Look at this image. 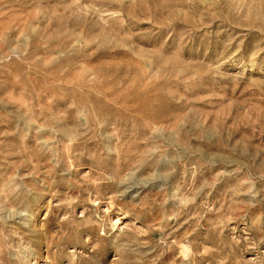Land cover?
I'll return each instance as SVG.
<instances>
[{"label":"rangeland","instance_id":"rangeland-1","mask_svg":"<svg viewBox=\"0 0 264 264\" xmlns=\"http://www.w3.org/2000/svg\"><path fill=\"white\" fill-rule=\"evenodd\" d=\"M0 264H264V0H0Z\"/></svg>","mask_w":264,"mask_h":264}]
</instances>
